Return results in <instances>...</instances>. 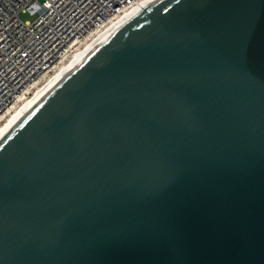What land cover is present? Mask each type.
I'll return each mask as SVG.
<instances>
[{
    "label": "water",
    "instance_id": "obj_1",
    "mask_svg": "<svg viewBox=\"0 0 264 264\" xmlns=\"http://www.w3.org/2000/svg\"><path fill=\"white\" fill-rule=\"evenodd\" d=\"M0 264H264V0H154L6 127Z\"/></svg>",
    "mask_w": 264,
    "mask_h": 264
},
{
    "label": "built area",
    "instance_id": "obj_2",
    "mask_svg": "<svg viewBox=\"0 0 264 264\" xmlns=\"http://www.w3.org/2000/svg\"><path fill=\"white\" fill-rule=\"evenodd\" d=\"M153 1L0 0V117L90 34Z\"/></svg>",
    "mask_w": 264,
    "mask_h": 264
},
{
    "label": "bare ground",
    "instance_id": "obj_3",
    "mask_svg": "<svg viewBox=\"0 0 264 264\" xmlns=\"http://www.w3.org/2000/svg\"><path fill=\"white\" fill-rule=\"evenodd\" d=\"M153 1V0H150ZM147 4V3H146ZM139 9H132L130 12H124L117 15L111 21H109L105 27L90 34L84 42L74 49L69 55L55 65L49 72L43 75L30 90L29 95L20 96L17 101L10 107V109L0 117V134L8 127L37 97L66 69L74 66L79 62L86 54L92 51L97 45H99L105 37L127 22L133 17ZM143 9V7H142Z\"/></svg>",
    "mask_w": 264,
    "mask_h": 264
},
{
    "label": "rangeland",
    "instance_id": "obj_4",
    "mask_svg": "<svg viewBox=\"0 0 264 264\" xmlns=\"http://www.w3.org/2000/svg\"><path fill=\"white\" fill-rule=\"evenodd\" d=\"M21 16L24 18V19H29V18H33L32 15L28 14V13H22Z\"/></svg>",
    "mask_w": 264,
    "mask_h": 264
}]
</instances>
